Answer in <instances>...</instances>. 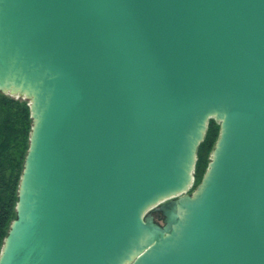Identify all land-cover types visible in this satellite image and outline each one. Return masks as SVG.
Segmentation results:
<instances>
[{
  "label": "water",
  "instance_id": "1",
  "mask_svg": "<svg viewBox=\"0 0 264 264\" xmlns=\"http://www.w3.org/2000/svg\"><path fill=\"white\" fill-rule=\"evenodd\" d=\"M0 92L32 119L0 264H264V0H0Z\"/></svg>",
  "mask_w": 264,
  "mask_h": 264
},
{
  "label": "trees",
  "instance_id": "2",
  "mask_svg": "<svg viewBox=\"0 0 264 264\" xmlns=\"http://www.w3.org/2000/svg\"><path fill=\"white\" fill-rule=\"evenodd\" d=\"M31 121L27 100L0 92V251L16 217L17 190L29 146ZM218 133L219 123L208 119L204 138L197 147L192 188L206 170Z\"/></svg>",
  "mask_w": 264,
  "mask_h": 264
},
{
  "label": "rangeland",
  "instance_id": "3",
  "mask_svg": "<svg viewBox=\"0 0 264 264\" xmlns=\"http://www.w3.org/2000/svg\"><path fill=\"white\" fill-rule=\"evenodd\" d=\"M4 94H6V95H9V96H12V95H10L9 93H4ZM12 97H14V98H20V99H25V100H27L28 101V99H26V98H21V97H16V96H12ZM32 124V123H31ZM215 144V143H214ZM212 151V150H211ZM211 154V153H210ZM209 157H210V155H209ZM208 165V164H207ZM207 168V167H206ZM193 186V185H192ZM192 186L190 187V191L189 192H191V191H193V189L195 188V186L192 188ZM152 215H153V217H154V220L156 221V222H159V223H161L162 222V216L160 215V213H153L152 212Z\"/></svg>",
  "mask_w": 264,
  "mask_h": 264
},
{
  "label": "flooded vegetation",
  "instance_id": "4",
  "mask_svg": "<svg viewBox=\"0 0 264 264\" xmlns=\"http://www.w3.org/2000/svg\"><path fill=\"white\" fill-rule=\"evenodd\" d=\"M152 212H153V213H159V212H157V211H151V213H152Z\"/></svg>",
  "mask_w": 264,
  "mask_h": 264
}]
</instances>
